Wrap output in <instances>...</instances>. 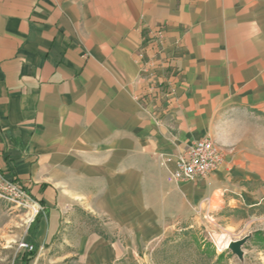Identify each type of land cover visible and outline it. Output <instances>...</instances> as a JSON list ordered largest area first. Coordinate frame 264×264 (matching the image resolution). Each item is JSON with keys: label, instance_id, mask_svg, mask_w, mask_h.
<instances>
[{"label": "crops", "instance_id": "crops-1", "mask_svg": "<svg viewBox=\"0 0 264 264\" xmlns=\"http://www.w3.org/2000/svg\"><path fill=\"white\" fill-rule=\"evenodd\" d=\"M155 26L172 66L151 92ZM203 137L222 163L168 181L161 159ZM0 169L42 206L38 245L64 205L127 217L148 181L226 227L264 214V0H0Z\"/></svg>", "mask_w": 264, "mask_h": 264}, {"label": "rangeland", "instance_id": "rangeland-1", "mask_svg": "<svg viewBox=\"0 0 264 264\" xmlns=\"http://www.w3.org/2000/svg\"><path fill=\"white\" fill-rule=\"evenodd\" d=\"M147 187L131 192L133 207L125 211L127 217L115 220L101 209L64 205L54 236L48 239L42 229L38 232L39 246L27 264H264V214L250 212L238 226L226 227L205 204L195 211L171 192L155 190L150 181ZM141 203L149 204L147 213ZM30 217L27 209L0 198V264H21L26 251L20 245L30 242L28 225L35 216ZM45 219L42 214L40 222ZM244 237L241 258L216 243Z\"/></svg>", "mask_w": 264, "mask_h": 264}, {"label": "built area", "instance_id": "built-area-1", "mask_svg": "<svg viewBox=\"0 0 264 264\" xmlns=\"http://www.w3.org/2000/svg\"><path fill=\"white\" fill-rule=\"evenodd\" d=\"M140 48L136 55V62L141 66V70L146 73L147 89L151 92L162 91L164 80L155 73L157 67L172 66V59L166 54L164 44V30L161 26L149 28L146 36L142 39ZM148 50L153 53V59L148 57ZM155 67V68H154ZM223 148L215 144L209 137L195 140L186 147L171 156L163 157L160 161L164 166L173 164L169 170L170 177L174 181H194L202 179L209 173L215 171L222 163ZM0 198L13 202L16 206L27 209L33 218L41 213L42 206L30 196L14 180H9L0 169ZM210 239L214 241L210 233ZM215 242V241H214ZM20 247L25 251L33 248L30 242L21 243Z\"/></svg>", "mask_w": 264, "mask_h": 264}, {"label": "trees", "instance_id": "trees-1", "mask_svg": "<svg viewBox=\"0 0 264 264\" xmlns=\"http://www.w3.org/2000/svg\"><path fill=\"white\" fill-rule=\"evenodd\" d=\"M40 214H38L34 220L29 224V228L28 231L31 234V238L29 239L30 243L32 244L33 248L31 250H27L24 254H22V262L21 264H27L29 261V258L32 257V254L35 252V250L38 248V244L37 242L33 239L34 235L36 233V229H37V222L39 220ZM259 235V233H258ZM263 242V248H264V238L262 239Z\"/></svg>", "mask_w": 264, "mask_h": 264}, {"label": "water", "instance_id": "water-1", "mask_svg": "<svg viewBox=\"0 0 264 264\" xmlns=\"http://www.w3.org/2000/svg\"><path fill=\"white\" fill-rule=\"evenodd\" d=\"M248 237H244L242 239H234L228 244V249L232 251V253L236 254L239 258L243 256V250L241 246L247 241Z\"/></svg>", "mask_w": 264, "mask_h": 264}, {"label": "bare ground", "instance_id": "bare-ground-1", "mask_svg": "<svg viewBox=\"0 0 264 264\" xmlns=\"http://www.w3.org/2000/svg\"><path fill=\"white\" fill-rule=\"evenodd\" d=\"M221 240V239H220ZM216 243L218 244V246H220L221 248H228V244H229V238L225 239L224 241H222L221 243L218 242L216 240Z\"/></svg>", "mask_w": 264, "mask_h": 264}]
</instances>
